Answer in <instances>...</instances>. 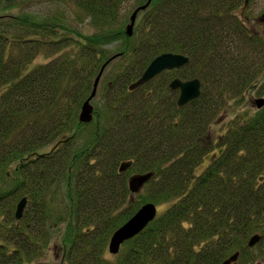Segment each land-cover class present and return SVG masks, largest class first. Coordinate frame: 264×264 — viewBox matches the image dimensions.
<instances>
[{"label": "trees", "instance_id": "16d2710c", "mask_svg": "<svg viewBox=\"0 0 264 264\" xmlns=\"http://www.w3.org/2000/svg\"><path fill=\"white\" fill-rule=\"evenodd\" d=\"M31 1L0 0V264H37L52 246L61 264L264 258V106L237 111L219 151L207 131L223 94L238 97L237 106L250 88L264 94V33L228 14L229 0H151L132 35L125 0H51L46 13L27 10ZM50 51L53 58L31 67ZM169 51L190 63L163 72L160 83L130 88ZM113 56L106 71L129 60L104 72L93 119L82 122ZM177 77L199 78L201 95L179 106L170 88ZM209 152L216 156L199 171ZM123 162L131 163L125 172ZM133 173H152L137 194L129 189ZM149 202L170 206L109 257L110 237Z\"/></svg>", "mask_w": 264, "mask_h": 264}, {"label": "water", "instance_id": "95a60500", "mask_svg": "<svg viewBox=\"0 0 264 264\" xmlns=\"http://www.w3.org/2000/svg\"><path fill=\"white\" fill-rule=\"evenodd\" d=\"M151 3V0H148L147 3L139 5L133 11L130 23L127 25L128 35H132L134 32V27L137 19V15L141 10L147 8ZM116 56L111 57L101 68L99 74L97 75L93 87V91L90 97L85 101L80 112V120L82 122H90L93 119L94 107L91 103V100L94 98L98 91L99 82L103 75V72L108 65V63L113 60ZM191 59L188 55L178 52H165L159 54L155 57L149 66L145 69L142 75L137 81H135L130 88L134 89L140 85H143L156 76L163 73L164 71H172L176 69H181L190 63ZM170 88L180 89V96L178 99V104L180 106L185 105L186 103L198 98L201 94V81L198 78L190 79L183 81L179 78H175L170 83ZM255 104L258 108L264 106V98H258L255 101ZM130 162H123L120 166V171L124 172L128 167H130ZM152 173L147 174H136L132 176L129 180V188L133 192H138L141 190L142 186L151 178ZM27 198L24 197L17 205L16 209V218L20 219L24 215V210L26 208ZM158 210L155 203L149 202L144 204L139 210L121 227H119L111 237L109 250L112 253H118L121 245L128 239L139 234L146 226L153 221L157 216ZM260 240V235L255 234L249 240V246L253 247ZM240 253L236 252L229 259H226L222 264H230L232 261H236Z\"/></svg>", "mask_w": 264, "mask_h": 264}, {"label": "rangeland", "instance_id": "374dc122", "mask_svg": "<svg viewBox=\"0 0 264 264\" xmlns=\"http://www.w3.org/2000/svg\"><path fill=\"white\" fill-rule=\"evenodd\" d=\"M137 4H138V0H125V2L123 3V6H122L123 17L124 18L126 17L128 19L129 16L132 15L131 13H133L135 8L138 7ZM51 8H53V3L51 0H32L30 3H28L26 5L27 10L45 12V13L50 11ZM229 8L232 10H230L228 12V14L231 13L232 15L236 16L238 19H241L246 25L249 26L251 31L258 32V33H264L263 32L264 31V17H263L264 16V0H229L227 9H229ZM62 9L64 10V7H62ZM65 10L67 11L66 8H65ZM67 12H69V10ZM226 14H227V11L224 13V15H226ZM50 54H52L51 51L47 52V53H45V52L40 53L39 56L31 64V67L36 66L40 63L48 62L51 58H53V56H55V55H50ZM47 55H49V56H47ZM125 58L126 57H123L122 60L116 59L114 63H117V62L118 63L116 65L112 66L111 68H108L107 71L105 68L104 72L106 71L107 74L112 73V72H116V71L118 72L119 71L118 68L123 63L125 64L129 60V59H125ZM104 72H103V74H104ZM161 74H159V75H161ZM159 75L156 76L155 79H153L154 83H160V81L163 80L162 75L161 76H159ZM258 79H259L258 80L259 81L258 86L260 87V84L264 83V69L259 74ZM202 89H203V85H202V81H201V93H202ZM173 90H178V89H173ZM179 95H180V91H179ZM245 96H246V99L243 101V104H239L238 106L236 105V104H238L236 102L238 97H236L234 99L235 96L232 93H229V94L226 93V94H223L221 96V101H220L221 106L217 107V110H216L214 116L212 117L210 123L207 126L208 134L210 135V137L212 138L213 141H216V143L219 140L218 137L221 134L223 135V133L226 131V129L229 125V121L231 120L233 115H235V113L237 111L238 112L239 111L244 112L247 109L255 110V108H258L255 104L256 99L264 98V94L259 93V91L255 92L251 88L246 90ZM100 98H101V94L98 92L97 95H95L93 100H92V105L95 104L94 102H96ZM178 99H179V97H178ZM224 99H225V101H223ZM217 146H218L217 149L219 151L222 148L223 144L222 143L220 144V142H219V144L217 143ZM215 156H216V153L209 152L205 156L204 161H201V163H199L198 170L199 171L204 170L208 166L209 162ZM128 169H129V167H128ZM128 169H126L125 171H127ZM134 175H136V174L133 173L130 176L132 177ZM130 176H129V180L131 178ZM147 182L142 186L140 191H142V189H144V186L147 184ZM140 191H138V192L131 191V192H132V194H137ZM26 206H27V204H26ZM169 206H170V203H164L163 205L158 206L157 207L158 208L157 215L163 213ZM20 219H22V218H20ZM20 219H18V220H20ZM111 237H110L108 245H107V255L111 258H115L114 256L117 255V253H112L109 250V244H110ZM120 250H121V247H120ZM120 250H119V252H120ZM234 254H231L227 259H229ZM34 260H37V259H34ZM237 260L232 261L230 264H237ZM38 261H39V263H37V264H45V262L47 264H61L62 263V253L60 250H57V249H55L54 246H52L51 249H47V251H44L43 255L41 256L40 259H38ZM252 264H264V258H261Z\"/></svg>", "mask_w": 264, "mask_h": 264}, {"label": "flooded vegetation", "instance_id": "af4514ba", "mask_svg": "<svg viewBox=\"0 0 264 264\" xmlns=\"http://www.w3.org/2000/svg\"><path fill=\"white\" fill-rule=\"evenodd\" d=\"M264 17V16H263ZM178 91H180V89H178Z\"/></svg>", "mask_w": 264, "mask_h": 264}]
</instances>
